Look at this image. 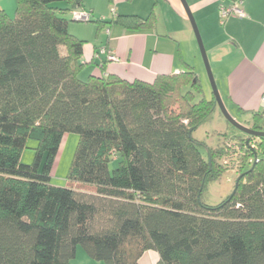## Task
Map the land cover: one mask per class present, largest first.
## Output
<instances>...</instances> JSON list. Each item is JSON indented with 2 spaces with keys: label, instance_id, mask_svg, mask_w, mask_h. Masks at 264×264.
<instances>
[{
  "label": "trees",
  "instance_id": "obj_1",
  "mask_svg": "<svg viewBox=\"0 0 264 264\" xmlns=\"http://www.w3.org/2000/svg\"><path fill=\"white\" fill-rule=\"evenodd\" d=\"M75 8L81 0H16L13 18L0 10V264H68L78 246L103 264H139L147 252L157 264H264V138L203 154L192 134L216 104L187 65L152 83L81 81L84 41L68 32ZM263 118L253 114L254 131ZM69 133L74 187L52 186ZM29 140L37 145L23 164ZM230 156L237 186L208 206L202 192Z\"/></svg>",
  "mask_w": 264,
  "mask_h": 264
},
{
  "label": "crops",
  "instance_id": "obj_2",
  "mask_svg": "<svg viewBox=\"0 0 264 264\" xmlns=\"http://www.w3.org/2000/svg\"><path fill=\"white\" fill-rule=\"evenodd\" d=\"M184 1L200 31L226 109L252 128L253 114L264 109V0H241L245 17L224 23L219 6L233 0ZM80 10L92 21L70 19L68 32L84 41L81 81L114 75L128 82L152 83L157 76L182 72L186 65L201 79L198 46L181 0H81ZM149 18L150 28H133Z\"/></svg>",
  "mask_w": 264,
  "mask_h": 264
},
{
  "label": "rangeland",
  "instance_id": "obj_3",
  "mask_svg": "<svg viewBox=\"0 0 264 264\" xmlns=\"http://www.w3.org/2000/svg\"><path fill=\"white\" fill-rule=\"evenodd\" d=\"M0 10L4 11L7 16L13 18L15 16V11H16V0H0ZM197 29H198V26H197ZM192 32L194 35V39L197 43L193 29H192ZM198 32L200 34L199 29H198ZM197 46H198V43H197ZM198 52L200 55L202 71H203L201 79H199L200 84L202 86V90H203V96L206 99H211V97L213 96L212 87H211V83L208 78L207 71H206V68L204 66V63L201 57L199 47H198ZM209 65H210L211 73L213 75V68H212L211 63H209ZM199 98L200 97H196L195 102H197ZM231 113L232 114L230 115L234 119L236 117L237 119L240 120V118L236 115L234 111H231ZM237 119L235 120L238 123H240V121H238ZM241 122L243 124H248L249 121L246 122L242 120ZM192 137L196 141L203 144L202 147L200 148L203 154H205V147L208 149H217L228 141L236 143L240 139L247 138L245 134H243L242 132L234 128L232 125H230L225 120V118L222 116L217 106H216L215 111L211 114V116L193 132ZM77 142H78V135L74 133H69V134L64 135L61 146H60V150H59V153L56 159V163H55L52 175H51L50 184L52 186L61 187V188H73L74 187V185L71 184L67 180V175H68L70 164H71L74 152H75V148L77 146ZM36 145H37V142L34 140H29L27 142V148L24 149V151L22 152V155L24 154L23 158L21 155V161L25 162L23 164H30L32 162L33 155H34L33 148H35ZM258 156L260 155L258 154ZM238 158L239 157L237 156H233V157L230 156V157H227L221 160V163H224L225 161V164H223L224 166L223 168L226 171H224L217 180L209 181L206 183V186L202 192V197H201L202 202L204 204L208 206H216L222 201H224L232 193L233 188L235 186L236 179L239 176V174L237 173L238 171L237 162L239 160ZM116 166L117 164L115 162L110 163L109 171L112 172L116 168ZM75 188L81 191H85V192L94 191V189L89 186L87 187L76 186ZM148 253L149 254L145 256L143 263L157 264L158 260L155 258L156 256L154 254H150L151 252H148ZM152 253H155V252H152ZM146 257H150V258H146ZM68 264H103V262L91 259L87 255L85 250L81 246H78L76 249L75 257L72 258L68 262Z\"/></svg>",
  "mask_w": 264,
  "mask_h": 264
},
{
  "label": "water",
  "instance_id": "obj_4",
  "mask_svg": "<svg viewBox=\"0 0 264 264\" xmlns=\"http://www.w3.org/2000/svg\"><path fill=\"white\" fill-rule=\"evenodd\" d=\"M182 3H183V6L185 8V11L187 13V16H188V19L191 23V26H192V29L195 33V37H196V40H197V43H198V47H199V50H200V53H201V57H202V60H203V63H204V66L206 68V71H207V75H208V78L210 80V83H211V87H212V94H213V97H214V100H215V104L216 106L219 108L222 116L225 118V120L230 124L232 125L234 128H236L237 130H239L240 132L244 133L245 135L247 136H250V137H256V138H264V131L263 132H259V131H254L252 128H248V127H245L244 125L238 123L231 115L230 113L228 112V110L226 109L221 97H220V94L217 90V86H216V83L214 81V77L211 73V69H210V65H209V62H208V58L206 56V52H205V49H204V46H203V43H202V40H201V37H200V34L198 32V29H197V26H196V23L194 21V18L192 17V15L190 14L189 10H188V7L185 3L184 0H181ZM237 186V182L235 184V187H234V190Z\"/></svg>",
  "mask_w": 264,
  "mask_h": 264
},
{
  "label": "built area",
  "instance_id": "obj_5",
  "mask_svg": "<svg viewBox=\"0 0 264 264\" xmlns=\"http://www.w3.org/2000/svg\"><path fill=\"white\" fill-rule=\"evenodd\" d=\"M223 1V0H220ZM242 1L233 0L229 5H220L219 6V19L221 23H224L229 18H243L245 13L242 10ZM72 20L76 22L86 23L90 20L91 16L88 12L82 11L78 8H75L71 12ZM101 53H104L102 50ZM108 60H114L113 56L107 57ZM262 103L264 104V97L262 98Z\"/></svg>",
  "mask_w": 264,
  "mask_h": 264
}]
</instances>
